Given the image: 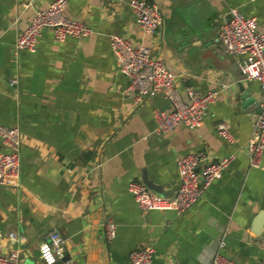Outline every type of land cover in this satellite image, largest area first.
Segmentation results:
<instances>
[{
	"label": "crops",
	"instance_id": "obj_1",
	"mask_svg": "<svg viewBox=\"0 0 264 264\" xmlns=\"http://www.w3.org/2000/svg\"><path fill=\"white\" fill-rule=\"evenodd\" d=\"M53 1L0 0V126L20 132L19 185H0V254L17 249L23 264H44L39 246L55 230L70 264H128L143 245L154 249L151 264H211L217 253L264 264V170L249 166L246 150L262 90L217 40L232 8L264 32V0H149L163 17L153 35L138 26L129 0H68L64 14L90 28L86 37L59 42L43 30L33 51L16 49L35 12ZM113 34L159 57L183 101L188 87L216 92L200 126L155 132V113L170 103L161 92L135 103L110 48ZM240 85L255 98L249 106ZM220 122L232 143L217 132ZM197 151L231 160L183 213L141 211L128 185L171 198L177 159ZM106 221L115 225L111 241Z\"/></svg>",
	"mask_w": 264,
	"mask_h": 264
},
{
	"label": "built area",
	"instance_id": "obj_2",
	"mask_svg": "<svg viewBox=\"0 0 264 264\" xmlns=\"http://www.w3.org/2000/svg\"><path fill=\"white\" fill-rule=\"evenodd\" d=\"M68 0H54L45 9L37 10L29 25L16 38L18 50L33 51L36 40L43 30H50L56 40L63 42L68 37L82 39L90 32L83 22L68 18L64 11ZM128 6L136 23L148 35L155 34L163 25V17L157 3L149 0H129ZM218 44L227 55L239 57L241 70L247 80L255 81L262 90L260 112L256 116L246 144L250 167L261 168L264 151V32L257 31L256 19L244 17L237 9H229L223 18L217 36ZM110 48L119 72L126 78L125 90L140 103L148 96L163 93L170 103L169 111L156 112L155 132L164 133L178 126L195 128L206 117L216 92L201 94L193 88L186 89L187 101H183L174 87L172 74L164 62L150 53L145 46H136L120 35H110ZM11 84L15 80L10 81ZM217 132L228 143L233 136L223 122L215 125ZM0 142L6 149L0 152V185L18 186L20 180V132L16 127L0 126ZM231 158L211 160L205 151L192 152L177 159L176 168L179 186L171 198L149 192L139 182H131L128 191L141 211H174L181 214L190 208L229 165ZM104 237L111 241L115 236V225L111 221L103 224ZM11 240H16L13 233ZM21 239V238H19ZM64 240L57 231L49 233L39 246V257L44 264H56L64 257ZM154 249L143 245L131 250L128 264H151ZM0 264H23L21 250L0 254ZM62 264H70L64 260ZM211 264H236L220 253L212 257Z\"/></svg>",
	"mask_w": 264,
	"mask_h": 264
},
{
	"label": "water",
	"instance_id": "obj_3",
	"mask_svg": "<svg viewBox=\"0 0 264 264\" xmlns=\"http://www.w3.org/2000/svg\"><path fill=\"white\" fill-rule=\"evenodd\" d=\"M240 90L242 91V94H241V99H242V107H246V106H249L250 104L254 103L255 102V98H253L252 96H250L249 92H247L241 85H240ZM260 112V110H259ZM262 217L259 216V219H258V223L260 222ZM65 260V257L62 258V261Z\"/></svg>",
	"mask_w": 264,
	"mask_h": 264
}]
</instances>
